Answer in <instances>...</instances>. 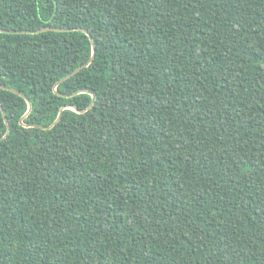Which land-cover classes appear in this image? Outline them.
Masks as SVG:
<instances>
[{"label":"trees","instance_id":"trees-1","mask_svg":"<svg viewBox=\"0 0 264 264\" xmlns=\"http://www.w3.org/2000/svg\"><path fill=\"white\" fill-rule=\"evenodd\" d=\"M0 106V264H264V0H0Z\"/></svg>","mask_w":264,"mask_h":264},{"label":"water","instance_id":"water-1","mask_svg":"<svg viewBox=\"0 0 264 264\" xmlns=\"http://www.w3.org/2000/svg\"><path fill=\"white\" fill-rule=\"evenodd\" d=\"M54 30H56V31H72L73 29H54ZM80 31H83L82 29H80ZM89 39H90V42H91V44L93 45V40H92V38L91 37H89ZM94 57H95V48L93 47L92 48V55H91V57H90V59H89V61L86 63V64H84L82 67H80V68H78V69H76V70H74L72 73H70L69 75H67V76H65L63 79H61L60 81H58V83L57 84H60L61 82H63L64 80H66V79H68L70 76H72L73 74H75L76 72H78L81 68H83V67H88L90 64H91V62L93 61V59H94ZM92 102H94V97L92 96ZM68 109H71V107H67ZM0 109H1V106H0ZM73 109V108H72ZM30 110H31V106L28 104V111H27V113H26V115L30 112ZM63 110V109H62ZM25 117V116H24ZM23 117V118H24ZM23 118L20 120V124L22 125V126H24V127H27L25 124H23ZM3 119H4V123H5V125H6V127H7V133H8V121H7V119H6V117L3 115ZM59 119H60V114L58 115V117H57V119L54 121V123L51 125V126H49V127H46L45 129H51L58 121H59ZM7 135V134H6ZM5 135V136H6ZM4 136V137H5ZM3 137V138H4Z\"/></svg>","mask_w":264,"mask_h":264}]
</instances>
